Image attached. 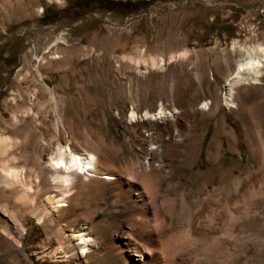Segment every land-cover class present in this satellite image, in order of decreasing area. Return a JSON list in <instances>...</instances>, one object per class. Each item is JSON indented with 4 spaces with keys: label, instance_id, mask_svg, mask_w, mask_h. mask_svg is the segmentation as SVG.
Segmentation results:
<instances>
[{
    "label": "rangeland",
    "instance_id": "374dc122",
    "mask_svg": "<svg viewBox=\"0 0 264 264\" xmlns=\"http://www.w3.org/2000/svg\"><path fill=\"white\" fill-rule=\"evenodd\" d=\"M182 1L0 0V138L5 140L0 147V264H119L104 239L127 223L131 212L107 194L86 193L74 213L45 206V196L56 191L40 167L48 141L71 140L100 162L129 164L145 157L151 133L160 134L162 140L154 145L164 150L180 135L184 142L177 152L187 151L191 170L201 177L190 180L183 169L187 162L170 154L165 169L176 170L166 182L191 197L215 187L220 174L223 186L232 187L237 171L247 178L264 163V68L256 82L233 86L231 107L224 100L243 48L264 47V8L253 10L264 0H199L178 6ZM49 91L55 105L46 101ZM28 107L32 113L26 115ZM160 107L172 115L139 119ZM176 118L195 123V147L188 148L178 127L175 135ZM213 139L220 146L217 167L207 157ZM5 160L31 187V203L19 201L17 191L3 184ZM173 194L168 192L167 203ZM251 210L241 218L227 217L231 233L264 240V210ZM148 220L139 222L148 225ZM203 229L196 225L197 232H221ZM179 231L184 242L182 224ZM80 232L97 243L83 257L69 237ZM190 248L192 264H220L206 261L196 244ZM215 250L222 259L233 252L219 244Z\"/></svg>",
    "mask_w": 264,
    "mask_h": 264
},
{
    "label": "bare ground",
    "instance_id": "6f19581e",
    "mask_svg": "<svg viewBox=\"0 0 264 264\" xmlns=\"http://www.w3.org/2000/svg\"><path fill=\"white\" fill-rule=\"evenodd\" d=\"M243 52V58L237 64L234 77L226 83L224 100L227 107L233 104V86L255 81L264 68L263 45L248 46L243 48ZM245 72L251 76L252 81L243 77L246 75L243 74ZM36 93L38 91H34L29 97V106H32ZM48 95L46 101L55 105L53 94L49 91ZM204 107H207V104H204ZM25 113L31 114V108L28 107ZM171 115L172 113L165 115L160 107L156 113H144L139 119L155 121ZM129 119L135 122L136 114L131 112ZM174 122L175 135L182 130L183 136L188 141V148L195 147L198 137L195 123L183 121L182 124L177 118ZM152 134L147 138L145 147L147 152L142 156L145 157L137 158L129 164L100 162L94 153L76 147L71 140L57 139L54 144L50 141L46 142L44 145L47 148V155L40 167L46 170L56 191H51L45 196V206L53 209V212L68 209L74 213L78 210L81 197L86 193L93 197L107 194L113 201L120 203L131 212V218L127 219V223L116 226L108 234L106 232L107 236L104 239L108 254L114 253L119 264H192V256L188 248L194 244L199 246L206 261L214 259L220 264H264L263 237L231 233L233 225L227 222V217L234 215L244 217L252 208L264 210V163L247 178L241 177L242 172L237 171L232 177L233 185L229 186L230 188L227 185L223 186L225 177L220 174L216 186L203 190L202 196L198 194L187 196L179 189V185L166 182L176 170L165 169L168 156L180 155L183 163L190 158L187 151L182 154L177 152V147L184 142L182 136L179 135L171 143L165 144L164 150L160 145H154L155 140L161 139L160 134L154 136ZM4 142L5 140L0 138V147L5 144ZM207 157L216 167L220 163L221 153L217 140L211 141ZM8 163V160L3 163V184L17 191L19 201L31 203L33 201L31 187L23 182L20 172L10 167ZM190 164L187 162L183 165L188 178L199 179L201 174L194 173ZM39 175L40 169L37 170L36 178ZM206 179L210 181V177L207 176ZM168 192L174 193V198L169 200L170 203H167ZM162 193L164 195L160 197ZM259 197L263 199L260 200ZM142 219L148 220V225L140 223L139 220ZM181 224L185 228L184 242L181 241V231H179ZM197 224H200L202 229L207 228L209 232L215 229L221 232H211L212 234L209 235L207 232H197ZM69 237L77 241L75 246L79 256L83 257L85 253L97 248V243L87 232L72 233ZM247 243L251 244V248H244ZM217 244L226 249L231 248L233 252L226 259H222L220 252L215 250Z\"/></svg>",
    "mask_w": 264,
    "mask_h": 264
},
{
    "label": "trees",
    "instance_id": "16d2710c",
    "mask_svg": "<svg viewBox=\"0 0 264 264\" xmlns=\"http://www.w3.org/2000/svg\"><path fill=\"white\" fill-rule=\"evenodd\" d=\"M82 1L83 3H107L109 2V0H80ZM104 8H106L107 6H102ZM108 7H111V6H108Z\"/></svg>",
    "mask_w": 264,
    "mask_h": 264
},
{
    "label": "water",
    "instance_id": "95a60500",
    "mask_svg": "<svg viewBox=\"0 0 264 264\" xmlns=\"http://www.w3.org/2000/svg\"><path fill=\"white\" fill-rule=\"evenodd\" d=\"M199 0H184V1H182V2H180L179 3V5L178 6H181V5H183L184 3H195V2H198ZM174 6V5H173ZM169 7V6H168ZM262 8H264V6H261V7H256V8H254L253 10H255V9H258V10H260V9H262ZM245 12H249V11H245ZM132 18V17H131Z\"/></svg>",
    "mask_w": 264,
    "mask_h": 264
}]
</instances>
